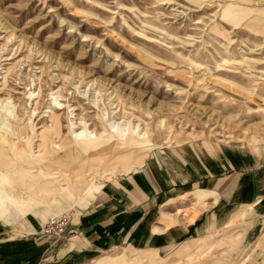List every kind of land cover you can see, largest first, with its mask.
Returning a JSON list of instances; mask_svg holds the SVG:
<instances>
[{
	"label": "rangeland",
	"instance_id": "374dc122",
	"mask_svg": "<svg viewBox=\"0 0 264 264\" xmlns=\"http://www.w3.org/2000/svg\"><path fill=\"white\" fill-rule=\"evenodd\" d=\"M85 129L102 140L78 141ZM118 129L140 143L130 146ZM184 146L211 147L220 160L235 155L237 177L251 175L260 200L236 205L244 216L233 213L230 223L177 248L185 252L149 263L122 246L88 264L170 257L174 264H264V210L252 241L240 229L264 202V0H0L7 179L19 189L18 177L26 181L43 166L64 186L51 201L31 191L35 202L12 203L7 213L44 222L82 207L87 188ZM69 182L78 187L69 190ZM181 199L191 202L189 194ZM209 205L191 203L185 213Z\"/></svg>",
	"mask_w": 264,
	"mask_h": 264
},
{
	"label": "crops",
	"instance_id": "0c3cea01",
	"mask_svg": "<svg viewBox=\"0 0 264 264\" xmlns=\"http://www.w3.org/2000/svg\"><path fill=\"white\" fill-rule=\"evenodd\" d=\"M210 148L184 146L160 151L131 173L108 179L97 188H87L91 197L82 207L49 217L68 213L69 221L59 237L39 232L47 219L43 222L34 214L13 216L6 210L12 203L35 202L31 191L37 199L51 201L56 194H64V186H57L54 171L43 172L46 168L41 166L35 170L38 172L28 174L26 181L18 177L17 189L7 179V173L13 174L12 163L1 149L0 207L6 208L0 214V264H88L105 251L122 246L141 252V260L149 263L153 256L185 252L186 249L177 248L214 233L220 225L230 223L236 213L244 216L245 209L235 212L236 205L260 200L255 179L244 169L237 177L235 155L220 160L218 152L208 151ZM68 185L69 190L78 187L74 182ZM6 187L19 195H9ZM184 194H189L191 202L181 199ZM191 203L210 205L190 217L185 209ZM255 209L259 214L245 219L240 228L244 241L257 237V219L264 210V202ZM234 233L235 228L229 235ZM138 257L135 261L140 260ZM174 262L170 257L159 264Z\"/></svg>",
	"mask_w": 264,
	"mask_h": 264
},
{
	"label": "built area",
	"instance_id": "2783aa9c",
	"mask_svg": "<svg viewBox=\"0 0 264 264\" xmlns=\"http://www.w3.org/2000/svg\"><path fill=\"white\" fill-rule=\"evenodd\" d=\"M69 221L67 214L59 215L58 217H51L41 225L39 232L43 235H53L59 237L64 233L65 226Z\"/></svg>",
	"mask_w": 264,
	"mask_h": 264
},
{
	"label": "bare ground",
	"instance_id": "6f19581e",
	"mask_svg": "<svg viewBox=\"0 0 264 264\" xmlns=\"http://www.w3.org/2000/svg\"><path fill=\"white\" fill-rule=\"evenodd\" d=\"M117 132H118L117 135L120 137L121 140H123V141H127L128 140V141L131 142L130 143V146L140 143V141L134 140L133 137L130 138L129 133L127 131L123 130V129H118ZM138 137H141V136H138L137 135V138ZM75 138L78 139V141L82 142L83 144H86V143H90V144L91 143H95L93 140H95V141H99L100 139L102 140V138H97L96 135H93V133L92 134L89 133L86 129L84 130V132H82L79 136H76ZM64 214H66V213H64ZM64 214H61V215H64ZM58 216H53V217H58Z\"/></svg>",
	"mask_w": 264,
	"mask_h": 264
}]
</instances>
